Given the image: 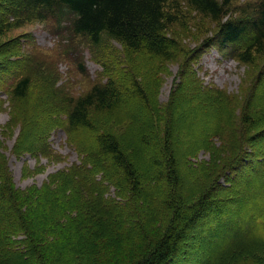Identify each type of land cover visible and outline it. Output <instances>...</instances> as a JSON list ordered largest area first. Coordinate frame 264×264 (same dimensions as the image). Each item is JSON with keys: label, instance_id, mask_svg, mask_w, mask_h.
Wrapping results in <instances>:
<instances>
[{"label": "trees", "instance_id": "1", "mask_svg": "<svg viewBox=\"0 0 264 264\" xmlns=\"http://www.w3.org/2000/svg\"><path fill=\"white\" fill-rule=\"evenodd\" d=\"M232 1L186 0V7L214 23V33L203 40L204 48L213 47L223 57L230 55L242 65L251 64L264 54V0L236 17L229 14ZM177 3L0 0V34L24 23L52 21L97 51L106 41L120 43L128 66L119 70V61L112 58L114 70H104L102 82L76 97L54 90L48 79L37 99L43 123L30 114L33 107L29 108V101L35 88L30 76L14 72V66L18 67L14 56L0 60V93L8 103V121L0 136L12 135L16 127L21 129L14 153L24 148L33 152L39 137L45 143L39 152L49 161L59 160L48 148L46 138L62 130L69 134L67 139L75 150L83 154L79 162L49 174L41 185L25 188L15 185L0 154V264H264L262 214L256 221H245L253 236L245 231L233 236L230 214L234 212L229 205L237 203L239 197L244 204L264 196V144L257 169L242 189L235 190L236 198H226L227 184L221 194L213 188L188 193L180 190V163L196 157L200 150H208L205 131L220 126L202 125L193 111L183 121L182 115L175 114L182 103L174 105V95L169 104L170 123L162 126L161 132L156 126L162 119L156 99L158 75L151 84L141 78L151 72L147 60H157L154 64L163 67L179 47L168 33L182 15ZM13 48L8 47L0 56ZM137 59L144 61L145 67ZM78 69L84 72L80 64ZM189 74L196 88L208 96L203 102L210 103L214 116L220 120L228 116L234 98L205 84L196 72ZM132 101L141 117L129 116L120 134L106 128L111 118L125 114ZM245 112L242 125L251 122ZM260 113L264 120V106ZM150 127L153 131L157 128L158 140L151 144ZM0 147L5 149L1 143ZM42 170L39 165L28 173ZM113 186L117 191L114 196L109 191ZM225 205H229L227 210ZM254 210L259 211L257 207ZM256 225L262 229L255 236ZM216 244L220 246L215 251L203 249ZM123 246L125 254L120 251ZM132 250L134 258L129 256Z\"/></svg>", "mask_w": 264, "mask_h": 264}, {"label": "rangeland", "instance_id": "2", "mask_svg": "<svg viewBox=\"0 0 264 264\" xmlns=\"http://www.w3.org/2000/svg\"><path fill=\"white\" fill-rule=\"evenodd\" d=\"M259 1L233 0L229 14L236 17L244 10L251 11ZM177 2L182 15L169 28L168 33L179 47L172 60L164 63L163 67L154 64L158 63L157 60L153 62L147 60L150 64L148 67L152 69H150V73L146 74V77L144 74L141 79L146 84H151L154 75H158L159 89L156 99L161 108L162 119L159 123L157 122L156 126L160 132L162 126L165 128L166 124L170 123L169 104L172 102L173 95L175 96L174 105L182 103L175 114L182 115L183 121L186 122L190 111H193L192 114L197 115L202 125L208 127L217 123L220 126L218 128L216 126L215 128L208 127L209 129L205 131L208 133L206 142L210 146L208 150H200L196 157H190L186 162L180 163L183 175L180 190L191 193L213 188L215 193L220 191L221 194L226 189L224 184H227L228 196L226 198L233 199L238 196L233 195L237 190L242 189V184L248 181V176L253 173L261 160L259 152H262L261 145L264 144V120H261L263 117L260 113V109L264 106V54L257 56L253 63L242 65L230 55L223 57L218 54L213 47L204 48L203 40L206 37H211L214 33V23L191 13L186 7V0H177ZM12 45L14 48L1 55L0 60L14 56V62H17L14 64L18 66H14V72L20 71L30 76L35 87L32 89L29 101V108L33 107L30 114L36 117V121L43 123L44 116L38 112V110L41 111V107L38 106L37 109V99L42 96L41 87L48 82V79L54 90L76 97L87 92L95 83L102 82L105 79L104 70L106 72L110 69L114 70L112 58L119 61L117 64L119 70H123L124 67L128 69L125 48L120 43L106 41L103 43L101 51H97L89 46L83 38L73 35L65 28H57L52 21L24 23L20 27L2 32L0 34V53ZM193 54L197 57L195 62L193 61L194 56L191 57ZM137 62L141 67L143 65L145 67V63L141 59H137ZM79 64L83 66L84 72L79 71ZM187 65L189 66L187 67ZM153 66L155 67L153 68ZM191 71L196 72L199 79H202L205 84L212 85L234 98L228 116H224L220 120L214 116L210 103L209 105L208 103L204 104L203 101H206L208 96L205 94L206 97L196 88L193 76L191 77L189 74ZM133 73L136 71L134 70ZM5 101L6 96L0 93V132L8 121V103L5 104ZM244 109L246 110L244 116L251 118L248 125H242L240 122ZM129 116L137 117V120L141 117L139 108L134 101L127 105L125 114H118L117 119H113L114 121L111 118V122L106 123L105 126L112 128L111 130L116 134H120L125 128V122L129 120ZM98 119L99 121L103 120L101 116H98ZM259 120L261 121L259 122ZM195 127H199V125L196 124ZM157 128L155 127V131H153L150 127V130L147 131L150 144L158 141L156 140ZM20 133L21 129L16 127L12 135L0 136V143L5 147V149L0 147V154L7 161L15 185L20 188L32 184L39 186L49 174L68 168L82 158L83 154L81 155L78 150H75L67 139L69 134L62 130H56L51 133L49 138H46L48 148L60 157L59 160L49 161L43 153L39 152L40 147L45 145L44 140H40L39 137L35 146L32 147L33 152H28L24 148L21 152L14 153L13 146ZM72 143L75 144V141ZM39 165L43 167L41 172L28 173V170H33ZM109 191L112 196L117 192L115 186ZM237 201V203L229 204L234 212V214L229 213L232 215L230 220L232 229L237 228L235 231L231 229L230 234L235 236L240 233L239 231H245L251 237L254 233L249 234L250 224L246 225L245 221H256L260 214L264 221V196L260 200L254 198V202L250 203L246 201L243 204L240 197ZM229 205H225L224 209L227 210ZM254 207H257L259 211L256 212ZM229 211L231 212V210ZM263 225L262 222L261 226ZM260 229L262 228L256 225L255 236ZM220 244L211 247L206 245V247L203 246V249L206 248L207 252L215 251ZM207 248L210 250L208 251ZM125 249L126 247L123 246L120 251L125 254ZM132 254L133 250L129 254L130 258H134ZM196 254L198 253L196 252Z\"/></svg>", "mask_w": 264, "mask_h": 264}, {"label": "bare ground", "instance_id": "3", "mask_svg": "<svg viewBox=\"0 0 264 264\" xmlns=\"http://www.w3.org/2000/svg\"><path fill=\"white\" fill-rule=\"evenodd\" d=\"M128 146V145H127ZM123 147V146H122Z\"/></svg>", "mask_w": 264, "mask_h": 264}]
</instances>
